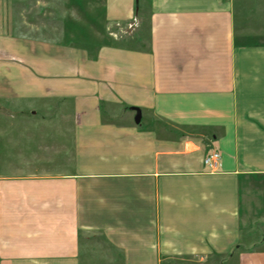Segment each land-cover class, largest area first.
I'll use <instances>...</instances> for the list:
<instances>
[{"label": "crops", "instance_id": "obj_1", "mask_svg": "<svg viewBox=\"0 0 264 264\" xmlns=\"http://www.w3.org/2000/svg\"><path fill=\"white\" fill-rule=\"evenodd\" d=\"M65 2L141 38L55 42L0 0V154L26 141L0 160V264H264V0Z\"/></svg>", "mask_w": 264, "mask_h": 264}, {"label": "rangeland", "instance_id": "obj_2", "mask_svg": "<svg viewBox=\"0 0 264 264\" xmlns=\"http://www.w3.org/2000/svg\"><path fill=\"white\" fill-rule=\"evenodd\" d=\"M18 3L17 8H22L24 14L28 16V19L31 22L32 28H36V33L40 36H46L47 38L53 39L55 42H63L65 44L83 46V47H97L100 44L113 43L118 45H136L135 39H140L137 37V31L134 28L133 32L125 33L124 28L126 25L119 26L116 24L113 25H105L101 23L100 19L93 13H88L84 11L82 8H79L72 4H66L65 0H13ZM101 23V24H100ZM29 30V28H27ZM35 31L34 29H32ZM110 33H115L117 37H113ZM134 38L131 39V36ZM103 39L102 43H99L97 39ZM133 45V46H134ZM95 49V48H94ZM18 119H9V122H17ZM15 125V124H13ZM20 125V124H19ZM18 125V126H19ZM45 123L38 122L36 123V128L45 129ZM55 125V124H54ZM8 134L4 139L6 141L5 149L3 148L0 160L2 161H13L15 156V140L20 142V146L22 144L25 145V139L20 138L19 133L15 135L13 128L11 126L10 131L7 129ZM10 133V134H9ZM38 145L34 146V149H37L38 156L40 158H45L47 154V150H51L49 146L52 142L51 140H46V138L39 137ZM53 151H56L61 146V139H54ZM29 146V144L27 145ZM50 156V155H49ZM38 157V158H39ZM258 186V184H257ZM259 191V190H258ZM258 191L253 194L251 197L254 199L253 206L258 203L264 207V199L261 195H258ZM260 191H264V186L260 187ZM256 197L259 200H255ZM252 206V207H253ZM251 221V220H250ZM255 221V222H254ZM257 221L260 219H252L250 223L249 233L247 236L246 242V251L249 253L260 252L264 254V222L262 224H258ZM264 221V220H263ZM261 223V222H260ZM258 225H262V227H257ZM257 227V228H256ZM258 232H254V229ZM262 228V229H260ZM262 230V233H260ZM264 261V258H262ZM187 264H201L199 259H185ZM209 264H222L221 258H212V261ZM181 263V262H180ZM185 263V264H186ZM183 264V263H182ZM206 264V263H205Z\"/></svg>", "mask_w": 264, "mask_h": 264}, {"label": "built area", "instance_id": "obj_3", "mask_svg": "<svg viewBox=\"0 0 264 264\" xmlns=\"http://www.w3.org/2000/svg\"><path fill=\"white\" fill-rule=\"evenodd\" d=\"M119 26V23L116 24ZM135 27V20L126 25L124 28L125 33H130ZM113 37H117L115 33H110ZM204 165L210 173H215L219 170L220 167V154L217 152H211L204 158Z\"/></svg>", "mask_w": 264, "mask_h": 264}, {"label": "water", "instance_id": "obj_4", "mask_svg": "<svg viewBox=\"0 0 264 264\" xmlns=\"http://www.w3.org/2000/svg\"><path fill=\"white\" fill-rule=\"evenodd\" d=\"M140 120V112L137 113L136 118H135V122L139 123Z\"/></svg>", "mask_w": 264, "mask_h": 264}]
</instances>
